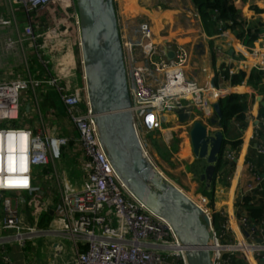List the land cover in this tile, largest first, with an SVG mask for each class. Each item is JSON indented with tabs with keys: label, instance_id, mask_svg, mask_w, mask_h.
Listing matches in <instances>:
<instances>
[{
	"label": "built area",
	"instance_id": "1",
	"mask_svg": "<svg viewBox=\"0 0 264 264\" xmlns=\"http://www.w3.org/2000/svg\"><path fill=\"white\" fill-rule=\"evenodd\" d=\"M50 1L0 0L4 5V11L0 12V26H9L16 33L15 38H6V47L19 45L23 49V36H27L46 71L49 61L38 54L41 47L37 41L43 36H57V28L36 33L30 23L23 24L22 21L30 13L44 10ZM17 13L22 23L20 29ZM74 17L79 27L77 12ZM120 37L130 97L128 109L142 148L140 129L144 133L160 129L166 114L174 113L175 109L188 106L191 112L197 110L207 120L213 116L212 104L218 98V93L209 80L199 82L187 75L186 68L191 56L187 47L177 45L174 58L167 61L155 43L147 22L139 24L134 38L121 34ZM254 52L260 57L255 67L264 75V48L254 49ZM22 53L26 76L0 81V124H5L0 127V196L5 191H36L38 188L32 182L34 170L58 160L62 147L69 142L64 136L48 134L42 122L33 129L13 127L11 124V121L19 118L20 92L41 84H48L57 90L76 127L82 143L79 159L82 182L77 187L61 179L59 201L54 206L56 221L48 228L23 224L17 204L3 195L0 232L7 233L1 234L0 245L11 241L24 245L34 237L59 233L71 241L72 264H188L185 246L171 225L142 203L114 169L100 141L90 110L84 73L83 86L73 87L70 83H62L69 71L68 63L58 74L40 79L30 71L28 57L25 52ZM261 127L264 128V117L255 125L256 130ZM257 150L264 155V145L258 146ZM227 158L233 160L234 151L228 152ZM253 180L248 184L247 191L258 187L264 177L255 175ZM199 198L200 208L211 220L209 247L212 264H230V258L238 253L243 256L264 254V220L256 228L261 232L259 240H237L232 243L227 220L220 229H216L212 224L208 199L204 195ZM240 221L244 226L249 223L245 214ZM256 229L250 232L254 233ZM61 248V244L55 243L54 255H58ZM3 261L7 262V257H3Z\"/></svg>",
	"mask_w": 264,
	"mask_h": 264
},
{
	"label": "crops",
	"instance_id": "2",
	"mask_svg": "<svg viewBox=\"0 0 264 264\" xmlns=\"http://www.w3.org/2000/svg\"><path fill=\"white\" fill-rule=\"evenodd\" d=\"M233 1L236 5L234 19L239 23L234 29L229 26L230 20L216 10L205 15L200 14L192 0H168V3L162 0H114V5L121 35L134 38L139 24L147 22L152 29L155 43L163 53L165 46L175 48L177 45H184L190 50L191 56L186 73L199 82L210 81L212 88L218 93V98L213 102L225 95L234 94L242 103L244 114L242 122L232 117L224 126L212 125L209 119H205L197 110L191 112L187 121L179 122L174 113H168L160 129L146 134L165 136L175 126L184 128L188 126L189 139V129L195 120L205 123L209 131L222 129L225 145L211 191H207L204 182L198 178V174L203 172L206 165L201 159H196L197 167L185 166L184 171L189 176L183 184L192 193L206 196L212 214L217 212L226 218L234 242L237 240L250 242L261 236L258 230L250 232L259 228V225L257 227L251 223L247 226L242 225L240 217L243 214L238 215L236 202L238 197L249 192L247 186L254 181L255 175L264 177V157H259L264 155L257 150L258 146L264 145V129L259 128L258 130L262 131L259 134L255 128L260 118L264 117V75L255 67L260 57L254 52V49L264 48V0ZM46 8L39 13H30L22 23H30L36 33H45L48 28H57V36L49 38L43 36L44 38L37 41L41 47L38 54L49 61L48 70L42 66L27 36H23V49L19 45L7 48L6 38H15L16 33L9 26H0V70L5 69L0 72V81H11L26 76L22 52L27 49L26 56L35 57L32 69L28 65L30 71L35 73V77L43 79L49 75H56L68 63L69 71L62 83H70L73 87L83 86L80 34L74 17V13L77 12L75 3L71 6L59 3L53 11ZM0 9H2L0 12L4 11L2 3ZM3 30L6 34H2ZM252 36L254 38L250 39ZM198 43L203 45L202 53L196 47ZM28 89L31 90L30 95L24 93L25 90L19 95L20 113L17 127L33 129L40 122L44 123L48 134L68 138L67 147L71 150V155L67 156L65 165L55 161L50 166L42 167L39 170L41 173L34 170L32 182L38 188L36 191H7V194L3 195L10 197L12 202L17 204L19 218L23 224L48 228L56 221L54 206L59 201L61 179L64 178L77 187L82 182L79 165L82 143L57 90L48 84ZM234 141H238L237 147L232 145ZM188 142L190 144V140ZM189 147L191 148V145ZM230 151H234L233 160L227 158ZM193 201L196 202L194 199ZM2 217L3 207L0 211V222ZM262 227L264 229V224ZM6 233L0 232V236ZM61 238L62 235L59 233H53L38 238L39 241L32 240L28 261L31 264H58L57 258L61 251L54 255L53 246L55 243L61 244L59 242ZM0 251H5L3 245H0ZM3 257H7V262L3 261ZM235 257L237 260L239 258L243 260L244 264H264V254L243 256L238 253ZM25 263L22 253L17 255L15 260L7 254H0V264ZM61 264H72V257Z\"/></svg>",
	"mask_w": 264,
	"mask_h": 264
},
{
	"label": "water",
	"instance_id": "3",
	"mask_svg": "<svg viewBox=\"0 0 264 264\" xmlns=\"http://www.w3.org/2000/svg\"><path fill=\"white\" fill-rule=\"evenodd\" d=\"M80 34V50L90 110L100 141L121 180L150 210L163 217L185 246L188 264H212L209 247L210 218L183 190L155 169L143 153L132 123L123 50L114 0H74ZM203 52L202 43L196 44ZM167 61L175 49L165 46ZM212 125H222L218 101L212 104ZM190 107L175 109L179 122L190 118ZM191 150L196 159L206 163L198 174L207 191H211L220 166L224 146L222 129L209 131L200 120L189 129Z\"/></svg>",
	"mask_w": 264,
	"mask_h": 264
},
{
	"label": "rangeland",
	"instance_id": "4",
	"mask_svg": "<svg viewBox=\"0 0 264 264\" xmlns=\"http://www.w3.org/2000/svg\"><path fill=\"white\" fill-rule=\"evenodd\" d=\"M153 1V0H151ZM156 1V0H154ZM165 3H168V0H162ZM172 2V1H171ZM74 5L73 0H51L48 7L49 11H53L55 9V6L59 5ZM2 10V9H0ZM17 21H18V27L19 29L22 27V23L20 22V14L17 13ZM10 17V16H9ZM11 18V17H10ZM49 20V17H48ZM50 20L53 21V19L50 18ZM6 30H8L6 28ZM6 34V31L3 30L2 34ZM26 54H28V50L25 49ZM28 65L32 69L33 61L35 60V57H32L28 55ZM82 64V63H81ZM30 69V70H31ZM5 71V69H1L0 72L2 73ZM31 90L27 89L24 91V93L30 95ZM17 120L11 121V124L13 127H17ZM5 124L1 123L0 127H4ZM173 127V126H172ZM169 134L167 133L165 136L164 134H154L153 136H148L146 133H144L141 129L139 131L141 141L144 148V154L146 153L147 158L150 160L152 165L159 169L162 174L170 181L171 183L177 185L178 187L182 188V190L188 194L190 197H192L196 202L200 203L199 196L195 193H192L185 185L183 184L187 177L189 176L185 171V166L194 168L198 166V163H196V158L191 152V148L189 147V139H188V126H175L172 130H170ZM71 155V150L69 147L64 146L62 147L61 152V158L60 160H56L61 162L63 165L67 164V156ZM58 163V162H57ZM60 164V163H59ZM49 166L51 165L48 164ZM47 165V166H48ZM61 165V164H60ZM194 165V166H193ZM42 167H37L36 170H40ZM40 172V171H39ZM41 173V172H40ZM207 193V192H206ZM4 194H7L5 191ZM2 207V198L0 197V211ZM42 236L34 237L33 241H39L38 238ZM232 239V238H231ZM32 240H28L25 242L23 247H20L17 242L11 241L6 242L3 247V252L0 251L1 255L7 254L11 259L15 260L17 255H21L23 259H25V264H31L30 261H28L29 252L31 250V243ZM41 241V240H40ZM63 245V250H61V254L57 258L58 264L63 263L66 260H70L72 257L71 254V241L66 238H61L59 241ZM234 240L232 239V243Z\"/></svg>",
	"mask_w": 264,
	"mask_h": 264
},
{
	"label": "trees",
	"instance_id": "5",
	"mask_svg": "<svg viewBox=\"0 0 264 264\" xmlns=\"http://www.w3.org/2000/svg\"><path fill=\"white\" fill-rule=\"evenodd\" d=\"M198 8L200 14L205 15L207 12L213 10L218 11L222 16L230 20L229 26L234 29L239 23L234 19L236 12V5L233 0H192ZM254 37H250L253 39ZM242 75V73H240ZM234 81V79H233ZM220 109L222 112V126L225 125L227 120L235 117L237 121L242 122L244 119L242 103L237 99L236 95L228 94L221 97L219 100ZM241 124V123H240ZM264 129V128H263ZM262 130V128H261ZM262 131L258 130L261 134ZM225 145V140H224ZM234 147L238 146V141L232 143ZM263 145V144H261ZM259 157H264L259 155ZM221 164V163H220ZM264 180L258 187L249 191L241 197H238L236 205L238 207V215L242 214L248 217L249 223L254 227L259 225L261 220H264ZM212 224L216 229H220L222 223L226 220L225 217L219 213H213L211 216ZM258 229V228H257ZM256 229V231H257ZM230 264H244L240 258L237 260L235 256L230 258Z\"/></svg>",
	"mask_w": 264,
	"mask_h": 264
},
{
	"label": "bare ground",
	"instance_id": "6",
	"mask_svg": "<svg viewBox=\"0 0 264 264\" xmlns=\"http://www.w3.org/2000/svg\"><path fill=\"white\" fill-rule=\"evenodd\" d=\"M83 66V65H82ZM143 152H144V150H143ZM154 167V166H153ZM155 169H157L156 167H154ZM157 170H159V169H157ZM160 171V170H159ZM164 176V175H163ZM165 177V176H164ZM177 186V185H176ZM178 187V186H177ZM178 188H180V187H178ZM181 190H182V188H180ZM185 193V192H184ZM186 194V193H185ZM192 201H193V199H192V197H190L188 194H186ZM194 202V201H193ZM196 205H198V203H196V202H194ZM199 207H201L200 205H198Z\"/></svg>",
	"mask_w": 264,
	"mask_h": 264
}]
</instances>
